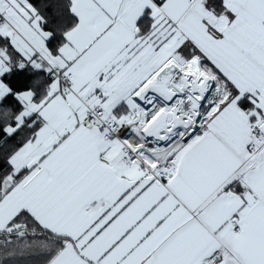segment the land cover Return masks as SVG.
Instances as JSON below:
<instances>
[{
	"label": "snow or ice",
	"instance_id": "1",
	"mask_svg": "<svg viewBox=\"0 0 264 264\" xmlns=\"http://www.w3.org/2000/svg\"><path fill=\"white\" fill-rule=\"evenodd\" d=\"M264 264V0H0V264Z\"/></svg>",
	"mask_w": 264,
	"mask_h": 264
},
{
	"label": "trees",
	"instance_id": "2",
	"mask_svg": "<svg viewBox=\"0 0 264 264\" xmlns=\"http://www.w3.org/2000/svg\"><path fill=\"white\" fill-rule=\"evenodd\" d=\"M16 264H39L37 257L25 254L16 258Z\"/></svg>",
	"mask_w": 264,
	"mask_h": 264
}]
</instances>
